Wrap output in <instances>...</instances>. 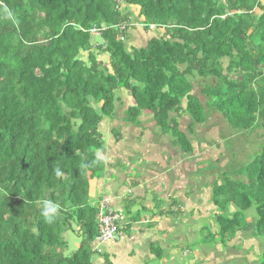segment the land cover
Returning a JSON list of instances; mask_svg holds the SVG:
<instances>
[{"label": "trees", "instance_id": "trees-1", "mask_svg": "<svg viewBox=\"0 0 264 264\" xmlns=\"http://www.w3.org/2000/svg\"><path fill=\"white\" fill-rule=\"evenodd\" d=\"M3 5L18 23L3 19ZM100 26L99 37L89 32ZM137 31L142 43L126 48L120 37ZM125 99L122 123L139 127L140 114H150L185 155L187 137L211 112L231 133L258 131L248 164L225 166L211 185L217 231L202 227L207 235L186 248V264H199L192 249L210 239L225 248L238 233L260 242L252 264H264V0H2L0 264H109L104 246L142 220L130 208L146 210L128 202L127 214L115 211L94 188L105 169L100 126ZM171 114L187 117L185 133ZM42 198L62 206L53 225L39 215ZM175 206L149 219L180 214ZM99 212L119 215L117 240L105 245ZM67 233L77 238L73 251Z\"/></svg>", "mask_w": 264, "mask_h": 264}, {"label": "crops", "instance_id": "crops-1", "mask_svg": "<svg viewBox=\"0 0 264 264\" xmlns=\"http://www.w3.org/2000/svg\"><path fill=\"white\" fill-rule=\"evenodd\" d=\"M197 93L198 89L195 88L193 94L197 95ZM200 100L203 101V99ZM130 105L128 99L123 100L115 106L118 115L111 119H105L109 122L105 125L109 128V132L116 129L119 136L115 140L113 135V138H110L105 144L103 154H100L105 162V169L97 184V194L101 195L107 192L111 196L110 206L115 211L125 212V214H127L126 210L128 209L125 210V208L128 202L141 204L146 210H149L154 198L164 199L168 196L177 199L180 203L179 206L186 204L188 208L196 207V210L203 215L210 214L213 210L209 198L210 187L219 176V173L214 170L213 164L221 169L227 165L229 159L225 154L228 150H223L222 145L224 146L239 135L231 133L224 126L219 115L211 112L205 123L195 126L187 137L192 153L185 155L181 152V146L176 144V140L172 136L159 134L150 114L144 112L140 114L139 127L122 123L123 111ZM170 116L176 119L178 130L185 133L187 117L184 115L178 117L175 114ZM105 120L102 122V126ZM224 138L228 139L224 140ZM102 139L104 141L105 138L102 137ZM126 154H131L133 159L139 161L140 164L145 162L147 165V167L142 166L139 170L133 169L135 178L121 168L124 166L122 162L127 163ZM139 155L142 159L135 158ZM188 188H191V191L188 192ZM126 191H129L130 194L125 193ZM147 193L151 196H146ZM190 193L192 194L190 195ZM202 199L205 201L204 203H201ZM131 217L132 213L130 212L127 218ZM163 218L164 221L157 226L159 232L164 231L162 223L170 225L168 220L165 221L166 217ZM153 222V219L146 217L142 218L140 222L131 223V228L126 235L121 237L122 239L118 242L104 244V250L109 256L119 255L121 259L128 257L133 261L136 258L141 259L145 256L144 254L149 255L152 245L149 234L154 236L156 228L154 225L145 226ZM141 226H144V230H140ZM126 243L128 244L125 245ZM128 248L129 251L125 252Z\"/></svg>", "mask_w": 264, "mask_h": 264}, {"label": "rangeland", "instance_id": "rangeland-1", "mask_svg": "<svg viewBox=\"0 0 264 264\" xmlns=\"http://www.w3.org/2000/svg\"><path fill=\"white\" fill-rule=\"evenodd\" d=\"M127 37L129 38L123 41L126 48L130 46L138 47L142 43L141 38L144 39V36H142V34H138V31L137 33L135 32V34L129 32L127 34ZM202 82L205 81L202 80ZM107 124H109L108 121L104 122L103 126H101V130L104 133L103 137L105 138L103 146H105V144L110 140V138H113V135L111 136V134H109V128L105 126ZM257 133L258 131L254 132L253 134L251 133L248 134L247 132L234 133L239 135V137L234 138L233 140L229 141L227 144H224V146L222 145L223 150L224 149L226 151L228 150V152L225 154V156H227L229 159L227 163L228 165L227 169H229V167H231V169L234 168L243 169L248 164V160L246 159L245 155L246 153L247 156L250 155L251 151L254 149L253 143L258 142L260 140L259 139L260 137L256 135ZM212 154L215 155L214 153ZM132 155L131 154L125 155V159L127 160V163L125 164L122 162L124 166H122L121 168L124 169L127 174L130 173V176L135 178L136 176L133 175V169L139 170L142 166L147 167V165L145 162H142V160L141 162L143 164H140L139 161L133 159ZM135 158L142 159L141 155L135 156ZM223 158L226 159L224 156ZM213 167L215 168L214 164ZM220 171H223V169L217 167V173H219L218 174L219 176H220ZM137 173L139 172L137 171ZM96 187L97 185H95L94 188L96 189ZM189 191H191V188H188V192ZM191 194L192 193H190V195ZM146 196L149 197L151 195L147 193ZM204 202L205 201L202 199L201 203ZM172 203L176 205L174 207V211H178L180 208L181 212L180 214L179 213L170 214L167 217L169 219L165 218V221L168 220L170 222V225H167V223H162V226L164 228L163 232L161 231L159 232L157 230V226H159V224L164 221V218L162 216H156L153 218L154 220L153 225L156 228V230L154 236L153 234H149L150 238L152 239V245H151V248H153L152 253H150L149 255L144 254L145 256H143L141 259L136 258L134 259V261L132 258L122 257L121 259L119 258V255L118 256L110 255L108 259V263L109 264H144L146 262V264H154V263L160 264L161 263L160 261L156 263L155 261L156 256L154 255L156 249H159L160 250L159 254L161 253L162 264H186L187 262L186 260L188 256L187 255L188 249L186 250V248L191 244L193 246L195 242L197 243L200 242V240L205 238V236L207 235V233H205L206 231L202 230V227H204L205 229H207L212 233L217 231L216 226L212 225V222L214 221V217L210 215L211 213L208 215H203L201 212H198V210H196V207L188 208L186 204L179 206L177 205V203L180 204L179 201L177 199L176 200L173 199L170 196L164 199L160 197L154 198V202L152 203V205H150L149 210H145V211L139 210V208L136 207L137 205H133L130 208V210L132 213L139 211V217L140 219H142V218L150 217V213L158 215L161 211H164V209H166ZM214 211H216V208H214ZM246 216H249L251 218L252 212L251 211L247 212ZM145 227H150V225H146ZM139 228L140 230H144V226H141ZM65 238L70 248L69 251H73L76 248L74 245L77 243V238L74 236V234H70V233H67ZM240 241L243 242L242 244H240L241 248L240 246H238ZM128 243L130 244L129 241ZM128 243H126L125 245H127ZM260 245L261 244L259 241L255 239H250L248 237V233H241V234L238 233L236 235V238H234L232 241H229L226 244L225 248H222L217 240L213 242L210 239L209 241H207L205 245L204 244L200 245L201 247L205 248L204 250L191 248L192 250L188 254H191L192 256L196 255L194 257L198 259L199 264H252L256 258V255L259 253ZM234 246L235 247L238 246L237 250L234 249ZM128 251L129 248L125 250V252ZM188 263H190L189 260Z\"/></svg>", "mask_w": 264, "mask_h": 264}, {"label": "clouds", "instance_id": "clouds-1", "mask_svg": "<svg viewBox=\"0 0 264 264\" xmlns=\"http://www.w3.org/2000/svg\"><path fill=\"white\" fill-rule=\"evenodd\" d=\"M2 4V0H0ZM3 19L8 20L12 23H18L16 16L7 5H3ZM56 177H61L63 172L59 168L54 169ZM62 206L55 200L50 198H42L39 201V215L42 217L43 223L47 225H53L58 218L61 216Z\"/></svg>", "mask_w": 264, "mask_h": 264}, {"label": "built area", "instance_id": "built-area-1", "mask_svg": "<svg viewBox=\"0 0 264 264\" xmlns=\"http://www.w3.org/2000/svg\"><path fill=\"white\" fill-rule=\"evenodd\" d=\"M153 27L150 26L149 29H152ZM124 29V26H120L118 27V30L122 31ZM104 31V27L100 26L98 28H93L92 30H90L89 32L92 35H95L97 37H99V34ZM120 41H124V37L121 36L120 37ZM105 203V201L103 202ZM114 213H108V215L104 216L101 214V212H99L98 214V226H99V236L97 238V240L101 243V244H106L110 241H115L117 240V233L116 229L114 227V221L116 219H118L119 215H113Z\"/></svg>", "mask_w": 264, "mask_h": 264}]
</instances>
